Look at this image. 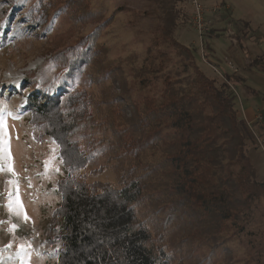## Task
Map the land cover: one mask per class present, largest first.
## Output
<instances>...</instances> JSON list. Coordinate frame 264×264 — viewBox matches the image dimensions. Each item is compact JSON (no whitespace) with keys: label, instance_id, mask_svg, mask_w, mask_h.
Segmentation results:
<instances>
[{"label":"rangeland","instance_id":"374dc122","mask_svg":"<svg viewBox=\"0 0 264 264\" xmlns=\"http://www.w3.org/2000/svg\"><path fill=\"white\" fill-rule=\"evenodd\" d=\"M196 1L207 26L201 38L189 0H0V264H57L62 244L51 228L66 177L60 149H72L67 168L76 179L98 189L120 187L158 158L154 149L129 154L126 144L146 136L131 117L162 89L157 77L194 72L184 48L195 50L210 79L214 67L234 74L235 106L253 139L249 159L264 183V0ZM34 94L50 102L47 132L60 146L29 122L24 106ZM167 181L147 184L156 194L143 193L138 216L155 221L157 249L184 255L172 264H264V190L221 232L205 233L187 208L182 228L170 230L157 226L181 212L177 198L163 194Z\"/></svg>","mask_w":264,"mask_h":264},{"label":"trees","instance_id":"16d2710c","mask_svg":"<svg viewBox=\"0 0 264 264\" xmlns=\"http://www.w3.org/2000/svg\"><path fill=\"white\" fill-rule=\"evenodd\" d=\"M183 50L181 55L185 54L186 65L194 72L174 79L157 77L163 80L162 89L143 101L131 117V121L136 119L133 128L146 136L138 143L126 144L129 154L137 157L149 149L158 154L143 174L126 176L118 188H94L76 179L75 167L67 168L75 161L72 149L59 150L66 177L57 184L61 203L54 216L58 214L59 222L51 228V240L62 244L56 249L57 264H172L175 259L182 260L184 255L175 257L163 246L157 249L155 221L138 216L143 193L155 197L156 193L147 189L154 178L168 179L163 194L174 195L181 209L179 217L173 215L157 225L170 230L182 228V211L187 208L198 225L207 228L205 233L221 232L239 215L246 217L251 203L261 196L264 183L256 179L248 153L253 139L236 109L229 82L235 81L234 74L219 70L221 77L210 79L195 63V50ZM140 82L147 84L148 79ZM26 102L29 122L43 126L44 134L60 146L56 134L47 132L48 120L54 118L50 102L41 103L36 94L29 95ZM55 120L62 123V119Z\"/></svg>","mask_w":264,"mask_h":264},{"label":"built area","instance_id":"2783aa9c","mask_svg":"<svg viewBox=\"0 0 264 264\" xmlns=\"http://www.w3.org/2000/svg\"><path fill=\"white\" fill-rule=\"evenodd\" d=\"M189 1L194 8V13H193L194 29L197 31L199 37L201 38L203 34L206 33L207 31V26L205 24L203 17V10L196 0H189ZM201 53H202L201 58L203 61H205L204 53L202 51ZM213 70L214 72L217 73L218 76L221 77V72L218 70V68L214 67Z\"/></svg>","mask_w":264,"mask_h":264},{"label":"snow or ice","instance_id":"6c2138e0","mask_svg":"<svg viewBox=\"0 0 264 264\" xmlns=\"http://www.w3.org/2000/svg\"><path fill=\"white\" fill-rule=\"evenodd\" d=\"M3 125V120L2 119H0V126H2Z\"/></svg>","mask_w":264,"mask_h":264},{"label":"crops","instance_id":"0c3cea01","mask_svg":"<svg viewBox=\"0 0 264 264\" xmlns=\"http://www.w3.org/2000/svg\"><path fill=\"white\" fill-rule=\"evenodd\" d=\"M263 55V54H262ZM254 118H256V116H254Z\"/></svg>","mask_w":264,"mask_h":264}]
</instances>
